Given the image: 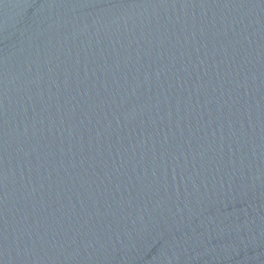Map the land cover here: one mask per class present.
<instances>
[{"label": "water", "instance_id": "obj_1", "mask_svg": "<svg viewBox=\"0 0 264 264\" xmlns=\"http://www.w3.org/2000/svg\"><path fill=\"white\" fill-rule=\"evenodd\" d=\"M0 264H264V0H0Z\"/></svg>", "mask_w": 264, "mask_h": 264}]
</instances>
